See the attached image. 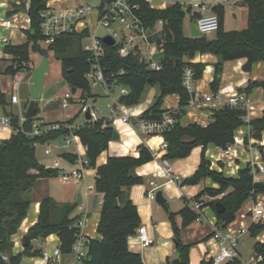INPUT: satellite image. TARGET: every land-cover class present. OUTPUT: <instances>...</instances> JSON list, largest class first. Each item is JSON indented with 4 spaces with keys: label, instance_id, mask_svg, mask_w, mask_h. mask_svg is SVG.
<instances>
[{
    "label": "trees",
    "instance_id": "obj_1",
    "mask_svg": "<svg viewBox=\"0 0 264 264\" xmlns=\"http://www.w3.org/2000/svg\"><path fill=\"white\" fill-rule=\"evenodd\" d=\"M19 8L26 10L30 17V27L26 29V41L21 44H10L4 47L6 54L11 55L10 64L4 72L12 75L19 70L34 68L31 66V54L42 56L51 51L54 57L61 62L62 76L71 88L81 90L84 98L94 96L92 88L86 78V73L91 68L89 54L83 50V40L87 31L71 32L59 35L46 48L41 46L45 39L41 24V13L47 8L49 0H29L26 7L25 0H20ZM138 6L135 13L142 25L150 30L148 38L157 42L164 51L165 56L160 59L161 70L149 69L138 52H130L127 56L119 54V44H106V56L102 59L105 76L109 82H115L128 89L127 94L120 95L118 102L126 106L138 104L146 89L157 87L158 94L151 106L141 115L145 118H157L166 109L163 108L164 98L172 93L180 96L179 120L185 113L191 95L183 84L184 68L191 66L195 69L196 80L203 77L205 64L191 62L197 54L212 53L217 57L222 56L214 64V79L210 83L211 90L215 93L220 88L223 64L225 61L245 58L243 69L250 71L254 63L264 62V0H245L248 7L247 27L241 30H225L223 26L224 7L215 5L213 11L220 20L219 29L213 35L201 34L199 36H186L183 25L186 10L184 5L177 2L166 8H155L147 0H129ZM199 16H193L195 20ZM162 22L160 31H155V25ZM0 73L2 70L0 68ZM264 88V80L262 81ZM256 81H250L248 88H252ZM7 100L0 92V105L7 107ZM9 112V111H8ZM13 133L8 140L0 145V264H21L25 258L40 256L41 248H35L33 241L45 239L51 234L59 238V246L63 254H69L80 228L75 224L78 216L72 215L76 203L58 202L52 196L46 195L41 199L40 211L37 222L32 225L28 234L31 242L23 251L14 254L12 251V235L15 234L28 214L31 204V193L35 182L40 178L57 177L59 169L48 167L40 163L36 156L35 142L51 141L69 134V130L61 128L52 130L43 137L31 136L34 121L42 125L73 123L75 119L57 122H45L39 116L40 106L37 104L36 116L32 119L21 118L9 112ZM247 110L239 107L225 105L213 111L212 120L207 125L193 122L182 125L179 121L171 130L165 132L164 138L168 142L166 153L162 156L168 160L184 158L190 155L197 146H202V154L198 169L194 177L199 181L211 178L218 184L217 188L205 187L195 197L191 198L202 202V207L210 205L215 212L217 221L222 226H227L236 218L237 211L244 202L255 198L257 194H264V181H256L253 167L248 164L239 170L238 175L226 176L211 168V163L206 157V148L209 144L227 148L235 143L237 129L249 124L253 130V137L262 138L264 132V112L261 117L250 122L245 121ZM21 129H24L22 131ZM115 128L108 118H99L96 121H86L75 130L81 142L87 146L89 166L96 168L95 190L103 194L100 219L97 230L102 234V239L89 238L88 264H144L142 255L129 248V237L136 234L142 220L138 207L129 197L126 188L144 182L135 169L152 161L154 152L144 143L138 146L139 155L110 156L106 163L97 165L98 156L108 148L113 138ZM247 142L248 139L245 138ZM63 157L73 162L75 156L63 153ZM220 199L209 202L201 200L204 196ZM190 199V200H191ZM188 199L184 207L178 212L182 216V224L178 226L175 221V212L168 209L169 219L174 232V242L178 263L167 258L166 264H190L191 244L185 243L181 238V231L197 220L199 213L193 209ZM220 201L225 206L221 213L216 212L215 203ZM250 234L256 237L264 231V221L252 223ZM254 253L257 264H264V242L254 244ZM8 256V260L3 258ZM227 264H243L239 257L231 259Z\"/></svg>",
    "mask_w": 264,
    "mask_h": 264
},
{
    "label": "crops",
    "instance_id": "obj_2",
    "mask_svg": "<svg viewBox=\"0 0 264 264\" xmlns=\"http://www.w3.org/2000/svg\"><path fill=\"white\" fill-rule=\"evenodd\" d=\"M19 1V3L17 2ZM57 4H60L64 0H49L48 5L57 7ZM67 4L72 3L71 5H77L81 0H66ZM77 1V2H76ZM85 1V0H84ZM152 7L155 8H166L167 6L174 3H181L183 5L197 0H147ZM211 5V10L213 11V7L215 5H223L224 7V21L223 26L225 30H241L247 27L248 23V7L245 4V0H207ZM20 0H0V18H8L15 16L16 27L13 28H5L0 27V43L4 41H10L12 44H21L26 41V35L23 30H26L30 27V17L27 14L26 10L20 9L18 6L20 4ZM26 7L29 6V0H25ZM74 2V4H73ZM184 2V3H183ZM68 5V6H71ZM197 13L195 10H190L191 22L189 24V35L185 32V22L183 25L184 33L186 36H192V25L196 19H193V16ZM97 17V15H96ZM185 21V19H184ZM160 27L158 30L160 31L162 28V22H158ZM210 35V34H209ZM150 41V40H149ZM151 42V41H150ZM41 46L46 43L41 42ZM48 46V45H47ZM141 48V47H140ZM143 56L145 53L141 48ZM11 55L6 54L3 48L0 46V61L4 62V68L10 64ZM32 62L35 59L31 56ZM191 62H201L205 64V69L203 72V77L201 79L196 80L195 90L201 95H208L214 93L210 88V83L214 79V64L218 61L216 55L212 53L205 54H197L194 58L190 59ZM246 62L245 58L225 61L223 64V72L221 77V83L219 89H227L245 92L247 95L248 104H251V114L249 115V122L255 118L261 117L264 112V88L258 86V82L264 80V62L258 61L253 64L252 69L250 71H246L243 69V65ZM208 66L212 67V71L210 75L206 74V70ZM33 67V66H32ZM34 70V69H33ZM47 74V73H46ZM8 79H6V88L4 89V93L7 94V102L10 106H13L16 103H12L10 100V83H11V75H8ZM46 76V75H45ZM250 81H256V84L252 88H248V84ZM21 85V84H20ZM45 85V84H44ZM1 89V88H0ZM20 89V88H19ZM218 89V90H219ZM46 90V86H44V92L42 99L44 97V93ZM72 90V88H71ZM2 93V89H1ZM67 93V92H66ZM65 93V94H66ZM65 94L62 100H49L43 104H41V100L38 102L40 106V114L39 116L43 118L45 122H57V121H67L71 119H75L74 122L77 123L76 118L78 117L79 110L74 115L67 114L65 117L59 115L58 112L62 108H67L69 104L79 103V101L75 98L68 100V105L63 106L62 102L65 99ZM77 96L81 94V90L76 89ZM158 94V88L152 87L149 90L148 97H146L145 101L142 102L139 106L134 105L133 107L129 106L125 108L126 113L131 114L134 117L141 116L145 110H147L154 101L155 96ZM19 95V94H18ZM113 105H112V115L108 118L112 121V125L115 130L119 134L118 139L110 140L108 148L104 150L97 158V165H102L106 163L107 159L110 156H124V155H132L138 156L139 150L138 146L144 143L146 146H152L154 149L159 147V143L162 141L161 137H154L152 139L142 140L141 136L131 128V126L122 120L119 116V112L124 110L123 104L118 102L119 95L117 97L113 96ZM94 102H96V95L92 96ZM89 98V97H88ZM20 99V96H19ZM180 96L177 93H172L167 95L164 98L163 108H177L179 107ZM21 104V99L20 103ZM59 106V107H58ZM3 106L0 105V114L3 113ZM217 108H221L217 104L209 103L206 105H200L198 107L188 108L185 110V113L182 115L180 119V123L182 125H186L189 123H199L201 125H206L212 120L211 114ZM7 110L10 112V109L7 106ZM25 111H22V113ZM98 112V111H97ZM115 114V115H113ZM98 116V115H97ZM99 119V117H98ZM85 122V121H83ZM80 122V123H83ZM13 133V128L10 125H6L0 122V143L4 140H8ZM155 138H158V144H153ZM239 140L238 143L234 144V152L222 154L221 148L214 144H209L206 148V157L211 163V168L220 173H223L226 176H237L240 169L246 167L248 164L251 165H262L264 167V132L262 133V138L257 139L253 137V130L249 124H245L240 126L236 131V136ZM245 138L248 141H245ZM80 139V138H79ZM62 139L58 140L55 144L52 145L54 153L51 155H44L40 158L36 152L37 159L40 163L44 164L48 167L58 168V166L69 167L73 162L69 161L65 157L62 156L63 153H70L76 157L77 152H83L82 146H77L75 142L69 146L67 150H62L57 146V143L61 142ZM81 141V140H80ZM82 143V142H81ZM83 144V143H82ZM167 150H161L160 156H163ZM45 153V152H44ZM202 154V146L195 147L190 155L184 158H178L175 160H170L172 171L175 175L180 177L179 182H171L169 178L166 177H156L155 173L160 168V156L155 157L152 161L145 163L143 165L138 166L135 171L138 175H141L144 178V182L140 184L132 185L129 188H126L129 197L138 207V211L142 220L141 226H145L148 230V235L153 239V243L147 247H142L141 244L135 236L132 235L129 237L128 243L130 250L134 252H138L142 255V259L144 264H162L166 263L167 258L174 259L177 257V252L175 248L174 242V232L172 228V223L169 219L168 210L165 208L164 204L168 206V209L172 212H175V221L178 226L182 224V216L178 214V212L184 207L185 200H190L191 197L188 195V191L194 192V188H186L183 186L182 177H187L185 182L189 185L200 184L199 191H201L205 186L217 188L218 184L212 181L211 178H205L201 181L190 184L188 182V178L194 176V173L198 169L200 159ZM57 163V164H56ZM96 168L91 167L86 170L83 178L78 182L73 181H65L59 176L57 177H49V178H40L38 179L33 188L34 189L40 185L41 191L39 197L34 201L33 205L30 204L28 214L18 231L12 235V240L15 238L16 241L20 240V236L28 233L29 228L34 225L38 220V215L40 211V202L41 199L46 196H52L58 202H68V203H76L78 198V194L82 195V202L77 204L72 215H77L81 217L82 214L87 213L88 219L83 228V232L85 235H88L94 239L101 240L102 234L98 232L97 227L100 219V210H101V202L103 199V194L98 193L95 190V176H96ZM182 176V177H181ZM154 177V179H152ZM165 181H164V180ZM151 180H155L157 184L162 188L163 195L166 199L165 203H160L159 205H154V201L157 200H148L146 198V192L150 189ZM163 180V181H160ZM256 181H264V172H258L255 177ZM62 181V182H61ZM174 184H176L180 191H176L174 188ZM85 187V192H83L82 186ZM171 186L164 191V187ZM165 187V188H167ZM76 188L81 189L82 191H77ZM174 188V189H173ZM94 191V199L91 202L90 194ZM183 194V195H182ZM222 195L217 197L205 198L203 197L201 200L204 202H209L213 199H220ZM258 198L261 199L264 194L259 193ZM205 198V199H204ZM97 199V206H94L95 200ZM32 202V201H31ZM254 198L250 197L244 202L242 207L237 211L235 220L228 224L227 226L233 230H239L244 228V232L241 234L238 240V244L236 246V250L238 251L239 258L241 259L243 264H257V261L261 259V257L257 258L255 253L250 258L249 262H245L243 259V252L241 247L244 243V236L250 233V226L253 223L249 210L252 208L254 204ZM93 203V204H91ZM31 205L33 212L31 214ZM99 208V211H90L91 207ZM201 218L194 221L187 227L183 228L181 231V238L185 243L191 244L190 248V264H210V260L212 256L218 251L219 245L216 240L213 239L212 234L215 228V225L218 223L216 215L212 207L206 205L201 209ZM192 229V233L190 237L188 236V229ZM252 236V235H251ZM255 241L253 243V251L254 244L257 241L264 242V231L259 233L255 237ZM36 242H39L37 245ZM33 245L35 248H48L53 249L54 247L59 245V238L56 234H51L45 239H36L33 241ZM23 246V245H22ZM24 248L19 250H15L16 253L23 251ZM34 257H27V261L32 262Z\"/></svg>",
    "mask_w": 264,
    "mask_h": 264
},
{
    "label": "built area",
    "instance_id": "obj_3",
    "mask_svg": "<svg viewBox=\"0 0 264 264\" xmlns=\"http://www.w3.org/2000/svg\"><path fill=\"white\" fill-rule=\"evenodd\" d=\"M19 3V1H17ZM187 8L197 11L199 16L196 19V26L201 34L209 35L216 32L220 26V20L218 14L211 10V5L207 0L191 1L185 4ZM28 7V6H27ZM138 6L131 4L129 0H101V4L96 7V28L91 30L89 26V14L94 10L93 6L81 0L77 5H71L66 7H54L47 3V8L41 13L43 18L41 27L45 35V39L42 41L49 45L59 35L77 32L81 33L87 31L88 34L83 40V50L89 54V60L91 62V68L86 73V78L89 81L91 88L96 86H103L106 92L111 95L113 92L119 89V96L128 93L126 87L120 86L115 82H109L105 76V71L102 66V59L106 56V43L103 38L106 35H111L115 39V44H119V54L121 56H127L130 52H138L141 59L146 62L149 69L161 70L162 65L160 59H153V55L157 52L163 51L161 46L157 42H150L147 34V29L142 25L141 20L135 13V9ZM15 16L8 18H0V27L13 28L16 27ZM120 26L121 29L118 28ZM98 27H104L108 33L99 36L97 34ZM138 40H145L150 45V49L147 56H143L140 44ZM195 69L191 66L184 68L183 84L190 93L191 97L185 106V110L188 108H195L200 105H206L209 103L217 104L220 107L229 105L231 107H239L247 110L245 121L249 122V115L251 114V104H248L247 95L245 92L219 89L215 93L201 95L195 90L196 78ZM25 77V71L19 70L11 75L10 83V100L12 103L19 104V88L21 81ZM76 92H67L65 99L62 102L63 106L68 105V100L75 98L81 104L79 113H90L91 119L86 121L98 120L97 110L88 104V97L84 98L80 95L76 96ZM179 107L167 108L157 118H145L142 116L134 117L127 114L122 115V120L127 122L133 130H135L142 138V140L152 139L154 137H161L162 141L159 143V147L154 149L152 146L149 148L154 152L155 157L160 156L161 150H167L168 142L164 138L165 132L171 130L176 124L179 123ZM213 113L211 114V116ZM21 121L25 119V113L20 116ZM0 122L11 126L10 115L7 117L4 113L0 114ZM83 123H66V124H53L42 125L40 121H34L32 124V130L28 132L31 136L43 137L52 130H58L66 128L69 130V134L61 136L58 139L41 142H35V147L38 145L44 146V152L46 155L54 153L52 145L58 140L57 146L62 150H67L72 142H75L77 146H82L83 152H77L73 164L69 167L58 166L59 177L65 181H80L86 170L90 168L89 159L87 157V146L81 143L79 136L75 133L76 129L81 128ZM207 125V124H206ZM24 131V129H21ZM239 140L235 138V143ZM234 144H230L227 148H221L223 155L226 153L234 152ZM160 168L155 173L156 177L169 178L171 182H179L180 177L175 175L171 168L170 160L160 156ZM57 164V163H56ZM254 178L258 172H264L262 165H252ZM150 189L147 190L146 195L150 200H156V194L159 189V185L155 180H151ZM258 195V194H257ZM254 198V204L249 210V215L253 223L264 221V196L259 199L258 196ZM102 204V202L100 203ZM190 206L199 213L201 218L202 202L196 200L189 201ZM87 213L78 217L76 225L80 228V232L77 235L75 242L72 245V250L69 254H63L60 246H56L53 249L44 248L40 256H35L32 262H28L27 258L21 264H88V252H89V238L85 235L83 228L87 222ZM244 228L239 230H233L228 226H222L217 223L215 225L212 237L217 241L219 245L218 251L212 256L210 264H227L231 259L239 257L236 246L238 244L239 237L244 232ZM135 239L139 241L142 247H147L153 243V239L148 235V230L145 226H140L136 234ZM22 235L20 236V243L22 244ZM13 241L12 251L14 254L17 242ZM24 248V247H23ZM5 260H8L7 255H3ZM166 264V263H162Z\"/></svg>",
    "mask_w": 264,
    "mask_h": 264
},
{
    "label": "rangeland",
    "instance_id": "obj_4",
    "mask_svg": "<svg viewBox=\"0 0 264 264\" xmlns=\"http://www.w3.org/2000/svg\"><path fill=\"white\" fill-rule=\"evenodd\" d=\"M86 3L90 4L93 6L94 10L89 14L88 16V21H89V26H90V29L93 30L96 28V7L99 6L101 4V0H85ZM56 2V1H55ZM77 2V1H76ZM184 3V2H183ZM57 7H66L68 5H71L72 3L70 4H67V1L64 0L63 2H61L60 4H57V2L55 3ZM74 4V2H73ZM184 8L187 9V7L184 5ZM24 10V9H22ZM185 32L187 33V35H189V24L191 22V16H190V11H187L186 10V15H185ZM160 27V24H156L155 25V30H158ZM119 29L120 26H118ZM25 31V30H23ZM25 33V32H24ZM108 31L106 28L104 27H98L97 29V34L99 36H103L105 34H107ZM210 35H213V33H211ZM139 41V44H140V47L142 48L143 52L145 53V56L148 55V52H149V49H150V45L148 44L147 41L145 40H138ZM43 47L46 48L47 45L43 44ZM31 56L34 58L35 56V59H33V62L31 64V66H33V68H35L36 66H38L40 64V62L42 61V58L43 56L40 55V54H37V53H32ZM48 58H49V69H48V72L45 76V80H44V83H45V86H46V90H45V93H44V97L43 99L41 100V104L49 101V100H62V98L64 97V94L66 92H71V86L69 85V83L63 78L62 76V68H61V62L59 60H57L54 55H53V52H49L48 53ZM0 68L2 70V73H0V88L2 89V93L4 94V96L6 97V100L8 98L7 94L4 93V89L6 88V79H8V74L6 73H3L4 72V62L3 61H0ZM32 73H33V70H30V69H26L25 70V77L24 79L21 81V85H20V89H19V96H20V99H21V104H14L13 106H10L9 104H7L8 108L10 109L11 113L14 114V115H17V116H21L22 114V111H26L28 105H29V102H30V79H31V76H32ZM152 87L146 89V91L144 92L143 96H142V99L141 101L137 104V106H139L140 104H142V102L145 101L146 97H148V94H149V90L151 89ZM92 93L93 95H96V102H94V99L93 97H89L88 98V104L90 106H93L98 112H97V115L99 118H103V117H110L112 115V105H113V97L112 95H109L105 88L101 85L99 86H96L95 88L92 89ZM119 95V89L116 90L115 92H113V96L114 97H117ZM77 96V94L75 95V97ZM59 107V106H58ZM81 107V104L80 103H75V104H69V106L67 108H62V107H59V115L62 116V117H65L67 114H71V115H74L75 111L76 113L78 112L79 108ZM133 107V106H131ZM125 108H128L129 109V106H124V110L122 108V110L119 112V116L120 118H122V115L125 113L129 116H132L131 114H128L126 113L125 111ZM115 115V114H113ZM86 120V117H85V114L84 113H80L78 115V117L76 118V121L77 123H80V122H83ZM36 152L38 154V156L40 158H42L45 153H44V146L43 145H38L37 148H36ZM46 156V155H45ZM182 177V176H181ZM154 179V177L152 178ZM184 183H183V186L186 187V188H194V192L192 191H188V195L193 198L195 197L200 191L198 190L199 187H200V184H194V185H189L185 182V180L187 179V177H182ZM164 180V179H163ZM163 180H160V181H163ZM165 181V180H164ZM149 184V182H148ZM175 190L176 191H180V188L174 184L173 185ZM167 187V186H165ZM163 188L164 191L166 192L168 188H170L171 186L168 185L167 188ZM205 187H208V186H205ZM173 188V189H174ZM82 189H83V192H85V187L84 185L82 186ZM77 191H82L81 189L79 188H76ZM158 190H162V188H159ZM40 191H41V187L40 185L37 186L33 193H31V200H32V205L34 203V201L39 197L40 195ZM181 192V191H180ZM183 195V194H182ZM205 198H211L212 196L210 195H206L204 196ZM146 198L149 200V198L146 196ZM204 198V199H205ZM213 198V197H212ZM90 199H91V202H93V199H94V191L90 194ZM250 200V198H249ZM93 204V203H91ZM160 203L158 201H154V205H159ZM32 205H31V214L33 212V209H32ZM34 207V205H33ZM90 211H99V208H94L93 206L90 208ZM188 236L190 237L191 233H192V229L189 228L188 231ZM255 237L251 236L250 233L246 234L244 236V243L241 247V250L243 252V259L245 260V262H249L250 261V258L253 256V243L255 241ZM14 241H16V239L14 238ZM17 245L15 247V250L17 252V250L23 248L22 244L20 243V240H17ZM36 244L38 245L39 242H36Z\"/></svg>",
    "mask_w": 264,
    "mask_h": 264
},
{
    "label": "water",
    "instance_id": "obj_5",
    "mask_svg": "<svg viewBox=\"0 0 264 264\" xmlns=\"http://www.w3.org/2000/svg\"><path fill=\"white\" fill-rule=\"evenodd\" d=\"M151 33L150 30H147V34L149 35ZM192 36H199L201 35L200 31L198 30L196 23L194 22L192 25V32H191ZM104 42L108 45H112L115 44V39L111 36V35H106L103 38ZM11 44L10 41H4L0 43V46L2 48L7 47ZM165 56L164 51H160L157 52L156 54L153 55V59H161ZM219 60H223L222 56L219 55L217 57ZM49 69V58L47 55L43 56L42 61L40 62V64L38 66H36L33 70L31 79H30V102L29 105L25 111V117L27 119H32L36 116V107L38 102L42 99L43 96V92H44V80H45V75L48 72ZM262 81L258 82V86L262 85ZM1 92V89H0ZM72 92L75 93L76 92V88H72ZM3 113L8 117L10 114L7 110L6 106H3ZM86 119L89 120L91 119V115L89 112L86 113L85 115ZM119 138V134L118 132L115 130L114 134H113V139H118ZM1 146H5V144H3L2 142L0 143ZM188 182L190 184H194L197 183L198 180L194 177L191 176L188 178ZM156 200L160 203H165L166 199L163 195L162 190H158L157 194H156ZM82 202V195L81 193L78 194V198L76 200L77 204H80ZM94 206H97V199L95 200ZM215 210L218 213H221L225 210V206L223 205V203H221L220 201H217L215 203ZM31 242V238L29 236L28 233L23 235L22 238V245L23 247H26L30 244ZM178 258H174L173 259V263H178Z\"/></svg>",
    "mask_w": 264,
    "mask_h": 264
},
{
    "label": "bare ground",
    "instance_id": "obj_6",
    "mask_svg": "<svg viewBox=\"0 0 264 264\" xmlns=\"http://www.w3.org/2000/svg\"><path fill=\"white\" fill-rule=\"evenodd\" d=\"M211 71H212V67L211 66H208L207 70H206V74L207 75H210L211 74ZM159 141L158 138H155L154 141H153V144H158L157 142ZM62 182V181H61Z\"/></svg>",
    "mask_w": 264,
    "mask_h": 264
}]
</instances>
